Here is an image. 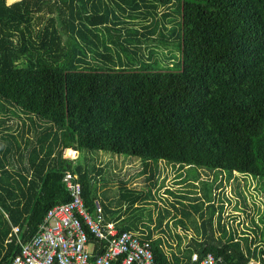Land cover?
Segmentation results:
<instances>
[{
    "label": "trees",
    "instance_id": "16d2710c",
    "mask_svg": "<svg viewBox=\"0 0 264 264\" xmlns=\"http://www.w3.org/2000/svg\"><path fill=\"white\" fill-rule=\"evenodd\" d=\"M148 43L180 62L157 70ZM100 152L264 179V0H0V264L70 200L67 172L91 213L130 229L121 205L143 192L120 180L108 198L87 166ZM177 196L174 223L195 235L168 255L141 234L156 264H264V228L229 232L216 194Z\"/></svg>",
    "mask_w": 264,
    "mask_h": 264
},
{
    "label": "rangeland",
    "instance_id": "374dc122",
    "mask_svg": "<svg viewBox=\"0 0 264 264\" xmlns=\"http://www.w3.org/2000/svg\"><path fill=\"white\" fill-rule=\"evenodd\" d=\"M15 0H6L7 3ZM162 11H166L165 9ZM171 26L167 24V28ZM154 44L148 43L147 48H142L144 60L153 64L157 70H170L175 62H180V53L168 48L157 49L156 54L151 55ZM177 67V66H176ZM176 71V69H171ZM23 119L25 116L21 115ZM17 123L21 120L13 118ZM27 122V120H25ZM65 153V156L73 158L75 154ZM88 157L87 166L101 170V174L96 175L97 186L104 188L108 198L114 199L119 181L125 182L130 187L144 188L152 192L157 185L164 187L159 190L161 198L171 200L172 197L166 191L189 197L195 195L207 196L209 201L213 194L216 200L213 202L216 213L215 217H222L228 231L245 232L252 236L259 235L264 228V179L252 178L249 175L232 173L221 170H207L205 168H176L178 166L168 164L164 161L142 163L137 158L127 156H113L111 154L96 153ZM95 173H93L94 175ZM216 178V179H215ZM149 179V180H148ZM166 187L167 188L166 190ZM218 187L217 189H214ZM100 189V191L102 190ZM172 189V190H169ZM212 193H211V192ZM167 195V196H166ZM224 205V209L221 208ZM221 208L222 212L219 211ZM186 209V208H185ZM212 209V207L210 208ZM252 220H254L252 222ZM261 220L263 222H261ZM254 223L259 227L254 226ZM253 230V232L251 231ZM250 264H256L254 261Z\"/></svg>",
    "mask_w": 264,
    "mask_h": 264
},
{
    "label": "built area",
    "instance_id": "2783aa9c",
    "mask_svg": "<svg viewBox=\"0 0 264 264\" xmlns=\"http://www.w3.org/2000/svg\"><path fill=\"white\" fill-rule=\"evenodd\" d=\"M63 183L70 200L47 210L32 238L19 243L20 251L10 264H156L151 240L143 239L139 231L102 222L98 204L96 215L91 213L72 173H65ZM191 263L217 261L210 253L202 259L194 253Z\"/></svg>",
    "mask_w": 264,
    "mask_h": 264
},
{
    "label": "crops",
    "instance_id": "0c3cea01",
    "mask_svg": "<svg viewBox=\"0 0 264 264\" xmlns=\"http://www.w3.org/2000/svg\"><path fill=\"white\" fill-rule=\"evenodd\" d=\"M163 187L164 186L161 184L158 186L156 185L152 192L149 191V188L147 190L145 187H133L142 191L144 198L135 203L132 207L122 204L119 216L125 217V219H130L127 225L131 230L139 231L141 234H149L151 231L153 239H163V249L168 255H170L171 252H178L176 250L179 243L177 236L180 238L179 248L183 249L187 245L188 240L195 235V232L187 223L184 228H182L181 225L174 223L177 216H180V205L178 204L179 199L177 198V195L179 194L166 191L172 199H164L166 197L161 198L159 190ZM167 188L169 187H166V190ZM180 201L186 203L188 200L181 199ZM222 222L224 223V220ZM14 230L17 231V228H13V231ZM219 232L217 233L219 234ZM254 263L257 264V262Z\"/></svg>",
    "mask_w": 264,
    "mask_h": 264
}]
</instances>
